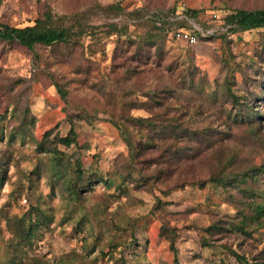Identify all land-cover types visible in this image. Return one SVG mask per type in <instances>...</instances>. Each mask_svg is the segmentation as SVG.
I'll return each instance as SVG.
<instances>
[{
    "label": "rangeland",
    "instance_id": "1",
    "mask_svg": "<svg viewBox=\"0 0 264 264\" xmlns=\"http://www.w3.org/2000/svg\"><path fill=\"white\" fill-rule=\"evenodd\" d=\"M116 3L122 12L109 9ZM261 7L264 0H0V22L17 26L47 12L65 24L88 13L80 41L28 48L0 39V264L264 263V214L242 190L263 191L264 174L229 186L185 181L264 164V97L247 100L259 110L249 113L254 123L228 116L234 94L264 95V27L231 32L225 23L237 8ZM167 13L198 40L155 27ZM149 33L156 37L142 46ZM157 102L169 107V123L205 116L227 134L183 179L152 178L156 164L132 167L119 123L138 124ZM128 124L137 137L140 127ZM71 128L76 141L53 149ZM177 143L163 142L162 160ZM77 160L84 180L74 184L67 164ZM134 236L139 243L125 250Z\"/></svg>",
    "mask_w": 264,
    "mask_h": 264
},
{
    "label": "trees",
    "instance_id": "2",
    "mask_svg": "<svg viewBox=\"0 0 264 264\" xmlns=\"http://www.w3.org/2000/svg\"><path fill=\"white\" fill-rule=\"evenodd\" d=\"M110 10H115L116 13L122 12L123 7L121 4L116 3L112 4L109 7ZM188 11V10H187ZM194 15L197 14L196 10H192ZM157 15V14H156ZM167 14L161 15L163 19V23L161 26H155L160 28L165 33L168 31L167 27L170 26L171 30L177 29L180 26L175 20H168ZM68 18L66 16H61L56 18L51 12H47L43 17L37 18L33 24H28L25 26H17L11 25L6 22H0V39L6 41H17L23 45H26L28 48H34L38 44L43 45H54L58 43H69L71 41H80V37H82L88 26V13L81 15V13L75 14L74 17L69 18L70 24H65L64 20ZM226 25H229V30L231 32L237 31H247L254 28H263L264 27V7L247 9V8H237L235 11L231 12L225 17ZM170 32V31H169ZM198 35L199 32L195 31ZM201 33H199L200 35ZM154 37L156 35L149 33L145 38L141 40L142 46L147 44H152ZM259 74V72H258ZM264 75V71L262 74ZM258 76V75H257ZM256 76V77H257ZM255 79V78H254ZM258 81L262 80V78L258 77ZM62 90V94L64 98L67 99L68 90L63 88L60 84H58ZM227 85H230L227 81ZM169 89L162 90V93L168 91ZM250 96L245 99V96H241L239 98L236 94L232 96L231 103L233 104V109L230 110L228 116L232 117L234 121H237L236 115L241 119V121H248L254 123V119L250 117L249 113H257L258 108H255L252 102L247 101L250 97L261 98L264 95H260L256 89H250ZM149 93L152 97H156V91L149 90ZM154 93V94H153ZM161 93V91L159 92ZM161 93V94H162ZM231 94V92H229ZM226 100H230V96H225ZM252 100V99H251ZM159 101V100H157ZM154 106V111L151 116L148 117H138L136 122L138 124L132 123L133 117H125L122 123H119V126L124 133L127 142L130 146L131 157L135 163H132V167L136 165V162H145L147 167L149 164H156V170H154L151 177L159 179L163 174H171V178L178 177L179 179H183L185 174L188 173L190 167L194 165L197 161V158L201 157L203 154H206V150H211V154H218L219 151L216 148V144L219 140L227 138L225 134L222 135L221 126H214L207 121L208 119L204 116L201 121L194 123L191 118L180 119L178 117H174L172 122L167 121L166 113H168L169 107H165V111H161L163 107L162 103L157 102ZM236 107H239V110L236 112ZM166 112V113H165ZM236 112V113H235ZM182 117V116H181ZM196 119V118H195ZM131 120L132 125H138L140 127V134L134 136L132 129L130 128V124L128 122ZM206 120V121H205ZM207 122V123H203ZM209 122V123H208ZM148 125V130H143V125ZM230 127L228 126V129ZM233 127H231L232 129ZM143 130V131H142ZM226 131V129H225ZM77 132L74 128H71V131L68 135L63 137H58L57 140H53L52 148L56 149L58 143L71 145L76 141ZM49 139L47 136L41 143L40 146L47 150L49 149L46 146V142ZM173 140L177 143L176 150L170 155L167 159H161L163 156V142ZM217 152V153H216ZM61 158L59 156H55V161H60ZM63 161H65L63 159ZM62 162V160H61ZM75 163L80 167V163L78 160L76 162H68L67 166H71L72 170L75 174L74 184H78V179H83L84 176L80 177V173L83 174L81 168H77ZM187 164V166H184ZM139 166V164H138ZM144 167L140 166L142 170ZM192 170V168H191ZM264 174V164L263 166H253V168H249L248 170L225 173L223 169L221 170H213L208 177L204 179L197 180V176L191 178L187 176L185 181H192L195 183L205 184L206 182H214L220 185L229 186L230 184L239 185L241 182L247 181L249 176L255 177L256 175ZM189 175V174H187ZM240 182V183H239ZM80 196L81 188L79 185H75L72 189ZM83 190V188H82ZM243 192L246 196L253 199L250 202V206L252 208H256V211L264 214V190L254 189L250 186L243 187ZM244 222L248 219L247 215L243 218ZM245 224V223H244ZM244 227L241 226V228ZM139 243L136 236H134L130 242H128L125 246V250H128L132 247L133 244ZM139 246V245H138ZM124 250V251H125ZM234 253L237 255L239 259L244 258L238 252ZM245 264H264L263 262H249L244 259Z\"/></svg>",
    "mask_w": 264,
    "mask_h": 264
},
{
    "label": "built area",
    "instance_id": "3",
    "mask_svg": "<svg viewBox=\"0 0 264 264\" xmlns=\"http://www.w3.org/2000/svg\"><path fill=\"white\" fill-rule=\"evenodd\" d=\"M171 35L177 39L187 40L188 42L194 43L198 40V35L193 30H187L185 28L173 29Z\"/></svg>",
    "mask_w": 264,
    "mask_h": 264
}]
</instances>
